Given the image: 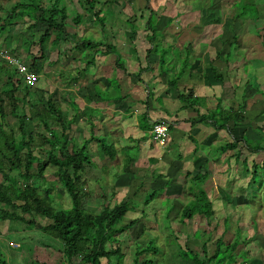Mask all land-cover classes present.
Wrapping results in <instances>:
<instances>
[{
	"label": "trees",
	"instance_id": "1",
	"mask_svg": "<svg viewBox=\"0 0 264 264\" xmlns=\"http://www.w3.org/2000/svg\"><path fill=\"white\" fill-rule=\"evenodd\" d=\"M15 1L9 12L13 13L14 17L21 18L24 15V11L31 10L33 12L32 23L28 25V29L30 32L38 30L39 33L35 40L34 38L24 40L22 44L24 50H26L25 59H28V63H25V65L30 71L39 73L40 67L44 64L43 45L45 42H48L53 47L67 42L69 44L68 53L71 51H75L78 54L86 52L83 58V65L80 70L75 71L73 76L64 74V77H61V74L59 75V78H64L61 85L65 87L72 86L78 81L83 80L87 69L93 67V62L99 57L113 54L116 61L119 58V54L116 53L114 47L110 44L83 40L84 37L81 36L79 38L80 35H76L74 31L69 36V33L65 30V26L69 25L77 28L81 15L76 14L68 21L66 9L59 7L58 0H51L48 6H37L34 4L42 2V0ZM145 1L147 2L144 4V9L148 10L151 14L148 0ZM77 3L82 12L85 11L92 16L93 20L97 23L96 25L100 27V32H108L110 37L111 35L113 36L111 37L113 39L120 29L123 30V26H127V33L133 38L136 31L132 15L123 18L124 20L121 22L123 28L118 24L117 33L114 34L104 30L106 24L108 28H112L114 20L111 19V23H106L103 18L104 16H100L98 11L93 10L94 5L98 4L96 0H77ZM107 3L117 5L118 2L115 0L104 1V5ZM148 23L149 18L145 21V28L149 35L145 36L144 41L150 46L158 35L156 30L149 26ZM3 30H5V25L1 24L0 19V33ZM21 43L19 42L18 44V48L20 49ZM150 51L149 48L144 50V59L150 54ZM166 53V50L158 53L157 65L160 69L169 65L164 58ZM9 54L16 57L14 54ZM219 56L220 52H215L207 60V66L209 67V78L220 86V84L224 83L223 78L211 66V63L215 59H218ZM133 59L135 61L137 59L135 58L134 51ZM187 66V60H184L179 73L171 75L165 83L166 87L173 94L174 100L181 105L183 104L179 109L184 106L190 108L198 106L200 100L193 96L190 88L177 87L176 81L180 77L182 70L187 68ZM114 67L117 71L121 72V76L123 75L121 80L119 79L120 77L116 80H108V76L104 75L101 78L108 85V92L111 90V95L113 96L115 93H121L120 83L124 82L126 78L131 77L136 83H140L141 79L139 75L143 71H146L139 67L137 73L128 74L123 64L117 63ZM111 68L107 67L109 71H111ZM31 89H34L33 93L40 92L44 95L43 100L40 99L36 105H30L27 102L26 96L30 93V90L27 86L23 85L21 78L15 71L9 68L4 61L0 60V222L17 221L26 226L25 228H34L51 239L58 241L61 246L59 252L63 259L65 258L64 264H109V258L114 254L119 259L123 258L119 247L116 245V238L122 237L137 222L135 219H131L126 224L119 225V221L127 212L130 211L134 214L137 212L132 199L126 198L127 191L118 204L109 206L108 203H103L95 213L88 212L83 207L84 199L86 200L87 198L85 187L87 180L90 181L86 178L89 174H86V168L92 169L94 166L90 161L88 152H86L87 145L90 142L97 144L102 155H106L111 162L113 158L111 144L102 138H94L91 131L89 132V138L84 139L81 131L76 130L77 122L83 117V111L75 107L73 99H65L67 106L73 111L71 114H66L57 106V100L53 97V90L46 92L44 90H35V88ZM80 89L83 88L81 87ZM231 91L232 97L236 102L234 108L228 107L224 109L220 104V97H218L215 99L213 109L206 111L202 115L196 112V119L186 120V122L189 125H210L214 131H222L227 134L228 139L220 142L217 146L218 155L224 154L227 151L231 152L223 161L222 167L224 169L221 171V174L224 175L227 172L229 168L228 159L231 157L240 168L238 172H235L238 173L236 175H239V172L240 174L243 172V175H248L246 187H249L250 185H254V178H257L259 172H262L264 175V156L259 164H251L249 168L246 165L245 157L253 153L264 152V145L258 142H254L256 143L254 146L250 145L249 143L253 142H248L243 137L246 130V126L241 125L242 121L246 118L242 115L244 112L242 108L244 90L239 88L237 91L236 87L232 86ZM128 94L130 95V93ZM128 94L124 93L120 97V100L124 97L129 98ZM254 95L262 97L263 94L260 91H254ZM148 97L149 93L145 94L144 100L138 101L145 108H147ZM253 104H256V100ZM24 106H27L29 112L23 111ZM128 108L125 107L123 109ZM253 112H258V110ZM7 118L14 120L15 131L10 126L7 127L5 123ZM141 118L145 119V114H141L138 117V119ZM26 120L33 122L36 127L40 128V131H28L24 122ZM151 125L152 123H146L144 127L149 131ZM255 127L259 131L262 129L260 123L255 125ZM17 134L19 136V147L14 143L15 135ZM239 143L241 146L238 148L237 145ZM242 151L246 153L243 157H241ZM46 167L53 169L50 176L59 184L60 190L68 197V209L53 207V202L49 200V184L44 188L36 184V180L43 177V171ZM12 173H15L16 178L19 179L18 181L11 176ZM184 176L188 179V189L186 191L187 193L189 192L191 198L180 207L178 214L180 222L189 221L195 217L211 219L214 215L212 202L206 190L203 189V184L208 174L206 172H197L193 175L184 173ZM153 177L159 179L162 176L157 175ZM168 182L166 181L161 186L157 185L158 187L154 188H151L152 184L150 183V185L148 184L149 186H146V190L141 193L142 208L137 213L140 214L142 220L145 219L146 209L148 208L151 212L150 217L157 215L153 214L156 211L153 205L156 204L158 195L162 194L166 187H169ZM138 188H140V185ZM135 195L136 193L132 194V196ZM166 210L169 212L170 207H167ZM43 220L46 223L41 224L40 222ZM221 222L225 223L226 220L223 219ZM141 224V229L146 231L143 222ZM220 225L222 227V224ZM200 233L205 235L203 232ZM211 235L207 232V239L202 241L199 254L190 251L186 246H182L181 250L177 245L176 256L180 260L188 261L191 264H222L224 262L222 253L227 251L226 258H230L231 253L236 248V244L223 242L222 235L215 237H211ZM173 239L177 240L176 235H173ZM208 242L213 244L214 249L212 253L207 250L206 244ZM110 244H114L115 246L112 249H108L107 246ZM156 248L153 245V241L147 242L145 247L134 251L132 264H153L152 259L140 260V257L146 253H149L152 257L156 256ZM220 254L221 258L218 259ZM101 259L104 260V263L100 261ZM233 261L234 259L231 262ZM1 264L5 263L1 262ZM30 264L44 263L33 261Z\"/></svg>",
	"mask_w": 264,
	"mask_h": 264
},
{
	"label": "crops",
	"instance_id": "2",
	"mask_svg": "<svg viewBox=\"0 0 264 264\" xmlns=\"http://www.w3.org/2000/svg\"><path fill=\"white\" fill-rule=\"evenodd\" d=\"M148 5L151 14L147 10L148 14L146 15V20L149 18V26L154 28L158 35L152 45L148 46L144 41L147 37V32L145 30L142 32V39L138 36L139 34L137 33L140 32V28L135 21L133 25L137 27V29L133 38L129 36L127 30H124L121 26L123 30L120 29L119 34L113 39L119 43L120 47L115 49V47L110 44L114 47L116 53H118L121 48L123 49L119 54L124 57L128 64H123L128 74L137 73L139 67L146 70L141 73V75L143 74L146 78H140V83H142V80L144 81L143 84L146 88L143 89L144 93L146 95L149 93L147 108L138 102L144 100V98H142L143 94L141 95L138 93L136 87L137 83L134 79L131 80V77L128 79L126 78L124 82L120 83V89H122L124 85L133 89L135 93L133 99V94H128L131 91L126 92L129 98L124 97L122 100H120V97L124 95L123 90H121V93H115L114 96L111 95V90L108 92V85L105 84L100 75L94 77H92V75L85 76L89 78L92 77L89 82L91 85V93H85L86 89L84 86L76 85L79 83L84 85L85 82L78 81L74 85L69 86L70 89L73 87L72 89H76V91L81 87L83 88L80 89L81 95L83 96L81 98H83V100L79 110L83 111V120H85V116L88 115L91 121V123L87 124V137L84 139H88L89 132L93 130V132L96 131V135H103L106 137L107 139H105L112 146L113 158L110 162L106 155H102L97 144L90 142L88 146L92 154L90 155V157L92 156L90 161L92 165H95L93 166L94 168L100 166L101 169L103 168L104 161L114 163V165L120 164L121 171H128L131 168L135 170V164L137 162L140 164L141 162L145 163L143 168H149L154 164L153 170L166 169L167 171L169 167H175V169H179L178 172L180 174L184 171V173H190L191 175L197 173L196 169H198V172H206L208 177H211L208 168L212 170L215 168V170L218 171L219 168H217L218 165L215 164L216 161L220 159L222 167L224 159L228 156H226V152L218 155V143L211 145V137L215 136V134L210 125H189L186 120L196 119V112L202 115L205 114L206 111L213 109L215 106V99L218 97H220V104L224 109L228 107L234 108L235 105L231 104L236 103L235 99L232 97V86L236 87L237 91L239 88L244 90L242 97L243 107H246V104L250 105L251 98L252 103L250 106H253L252 104L255 101L254 97L256 96L254 95V91H260L263 95L262 97L256 96V103H259V106L264 111V0H148ZM236 6L240 9V13L231 12ZM247 6L251 7L253 12L245 17L242 15V11ZM142 20V18H139L140 22ZM145 21H142L144 26ZM127 41H131L130 46L127 45ZM123 44H125L124 48L122 47ZM233 45L234 47L232 48L231 46ZM147 48L151 51L144 59V50ZM162 50L167 51L164 58L169 65L160 69L157 65V57L158 53ZM133 51L135 53V58H137L136 61L133 59ZM215 52H220V56L211 63V66H213L217 73L223 78L224 83L220 84V86L209 78V67L207 66V60L212 57ZM84 56V53H82L76 57L75 60L78 61L79 59H83ZM109 56L111 57L108 58ZM113 57V54H108L106 57H99L93 62V67H91V69L98 70V68L104 65L109 67ZM105 58H107V61H105ZM184 60H187L188 66L180 73V77L176 81L177 87H185V89L190 88L193 96L200 100L198 106L191 108L184 106L179 109L183 104L181 105L174 100L173 94L166 87L165 83L171 75L179 73ZM82 65L78 66L77 63L76 67L79 68ZM78 68H75V70H80V68ZM230 73H232V75ZM83 80L85 81L86 79L83 78ZM103 88H105V90L101 92ZM94 90L96 93L92 92ZM104 93L107 96H105ZM224 101L230 103V106H224ZM125 107L129 108L123 109ZM76 108H78V106H76ZM262 110H260L259 113L262 112ZM94 114L101 116L98 117V121L100 122H97V119L93 117ZM141 114H145L146 118L138 119ZM242 115L243 117L245 116L244 112ZM112 116L117 117L118 120L112 119ZM159 119L167 120L169 124L167 142L162 147L150 141L148 129L146 130L144 127L146 123L151 124ZM244 120L246 121V118ZM244 120L242 122H244ZM241 125H244V123H241ZM170 129L172 134L169 132ZM216 132L219 133L217 136L223 137V135L220 134L223 133L222 131ZM93 136L95 138V134ZM173 138H177V146L180 148V152L175 155V158L166 150L173 142ZM117 144L119 146L118 151L114 150ZM90 169L91 168H86V170H89V172L86 171V173H89L88 175H91L94 179L93 181L87 180L89 189H92L90 192H87L89 194L88 197H95L101 200V194L95 190L96 186L99 187L101 185H97L100 179L99 175L97 177L96 174H94V176L91 174L94 173L93 170ZM104 169L106 168L104 167ZM96 172L98 173V170ZM167 180L170 181L169 179ZM184 180L188 179L184 178ZM122 181L123 180L117 177L116 173L110 185L113 187V191L110 193L111 195L116 196L119 194L118 196L121 198V193H125L127 189L130 191L131 185L135 184L134 182L136 179L134 178L132 182L130 181L129 185ZM177 188L179 189L180 185ZM167 190L168 187L163 190L166 196L168 195ZM181 193H184L185 202L189 200L188 197L191 198L189 194H185L186 192L184 189ZM160 195H158L156 201H160L161 204H163L165 199L164 197L160 199ZM177 196H179V192L177 195H169V197L173 199ZM101 203L102 201L99 204L100 206ZM161 207L163 206L160 205L161 211L163 209L164 215H166L168 213L166 208L170 206ZM161 215L162 214H157L155 217L147 216L145 218L156 221ZM214 217H217V214H214L211 218ZM195 221L199 222L198 220ZM259 221L260 225H262L261 220ZM192 223L193 219L180 222L178 218V224H182L181 226L184 228L180 229L183 230L184 238L185 234H189L190 229H188V227H190L189 225ZM217 223L216 221L214 222L212 230H215ZM154 224L156 225L155 228H146V230L148 232H158V225L156 223ZM245 224L248 226V230H250L251 228L249 226L252 223H250V225L248 223ZM235 230L238 231L239 229L236 228ZM199 231H202V228L200 230L193 229L191 233H197ZM222 232L223 229H221L220 235ZM261 236L262 234L258 235V237ZM251 237H254V235ZM196 243L197 245L195 244L192 249H189L199 254L202 242L196 240ZM206 246L207 250L212 253L214 249L213 244L208 242ZM257 250H259V248ZM239 251L242 256L246 258L245 262L240 261L238 257ZM253 251L255 250H252V245H246L245 247L244 245L238 246L232 253L234 261L231 264H264V252L257 255V253ZM59 254L61 255L60 252ZM176 264L191 263L180 260V262Z\"/></svg>",
	"mask_w": 264,
	"mask_h": 264
},
{
	"label": "rangeland",
	"instance_id": "3",
	"mask_svg": "<svg viewBox=\"0 0 264 264\" xmlns=\"http://www.w3.org/2000/svg\"><path fill=\"white\" fill-rule=\"evenodd\" d=\"M81 1V0H78ZM98 4L94 5L95 11L99 12L100 16H104L106 23H111V19L114 20L112 24V28H108V25L104 27V30L110 31L114 34L117 33L118 24L121 26L123 18H126L130 15L134 17V21L139 25L140 32L138 36L143 38V30H145L148 34V31L146 30L145 26L143 25L142 21L146 20V15L148 14L147 11L144 9L145 0H115L117 5L113 4H106L104 5V1L106 0H96ZM15 0H0V19L1 24L5 25V30H3L0 33V51L3 49L6 50L8 53L14 54L19 57L20 62L28 63V59H25V53L26 50H24L23 47V41L29 40L31 38H34V40L38 36V30H32L31 32L28 29V25H30L31 18L33 16V12L31 10L24 11V15L21 18L14 17L12 15L13 13H10V9L15 3ZM51 0H42V2L34 3L35 5H41V6H48L50 5ZM59 7H64L66 9V17L67 20L71 19L76 14L81 15L80 22L75 28L74 26L66 25L65 30L68 35L70 36L72 32L74 31L76 35L83 36V40L93 41V42H100L101 44H111L115 47H120L119 43L113 40L111 35H109L108 32H100V27L96 25L97 23L93 20L92 16L90 14H87L85 11L82 12L80 6L77 3V0H58ZM231 12L233 13H240V9L238 6ZM243 16H249L250 13L253 11L251 10V7H245V9L242 11ZM139 18H142L143 20L140 22ZM125 30H128L127 26H123ZM38 28H40L38 26ZM77 29V30H76ZM134 29L136 31L137 27L134 26ZM37 32V34H36ZM32 33V35H30ZM119 34V33H118ZM116 34V35H118ZM146 34V35H147ZM73 38V37H72ZM141 41V40H140ZM139 41V42H140ZM19 42L21 43V49L18 48ZM70 43V41H69ZM123 44V48H124ZM127 45H131L130 42L127 41ZM232 48L234 47L231 46ZM69 44L67 42L60 43L57 45V47L50 46L48 42H45L43 45V52L45 56L44 64L42 67H40L39 74L42 75L43 82L38 83L34 87H27L30 90V93L27 94V102L31 105H36L40 99L43 100L44 95L42 93H33L35 90H44L48 92H53V97L55 100H57V106L59 109L66 113L71 114L73 111L67 106V102L65 99H73L74 105L78 106V109L81 108V102L83 100V97L81 95V90L76 91V89H70V87H65L62 84L63 79L59 78V75L61 74V77H64V74H69L70 76H73L75 73V68L77 63L78 66L82 65V62H84L83 59H79L76 61V57H78L80 54L86 52H82L80 54L71 51L68 53ZM133 48V47H132ZM120 49V48H118ZM134 49V48H133ZM122 48L119 50V52H122ZM118 52V54H119ZM106 57V56H104ZM109 56L108 58H110ZM81 58V57H80ZM1 60V59H0ZM26 61V62H25ZM105 61H107V58H105ZM110 62V61H109ZM119 64H127L124 57L119 54V58L117 61L113 57L111 60V64L109 66L112 67L111 71L107 69V66H101L96 69H87L85 76L92 75V77L96 75H100V77L108 76L107 79L116 80L118 77L121 80L123 78V75L121 76V72L117 71L115 69V65ZM81 68V66L79 67ZM78 68V69H79ZM107 69V70H106ZM105 73V74H104ZM232 75V73H230ZM104 75V76H103ZM92 77H85V81L81 80L79 82H85L84 85L82 83L76 84L84 86L86 89V92L91 93V85L89 84ZM140 78H146L143 74L139 75ZM67 79V78H66ZM133 80V78L131 79ZM137 83L136 87L138 89L139 94H143L144 98V84ZM133 84V83H132ZM130 85V84H129ZM76 86V88H77ZM131 86V85H130ZM96 87V86H95ZM94 87V88H95ZM102 88V87H100ZM105 88L101 90L104 91ZM123 94L131 91L132 93V99L135 96V93L133 92V89H130L127 85L122 87ZM32 92V93H31ZM96 93V91H92ZM118 94V93H117ZM105 96H107L104 93ZM64 98V100H63ZM256 100V96L254 97ZM257 102V101H256ZM252 103V98L250 99V105ZM234 105L235 103H231ZM230 106V103H227L224 101V106ZM246 104V107H242L244 110V115L246 116V121L244 120V125L246 126V130L244 131L243 137L249 142L252 141L253 143H249L250 145L256 144L254 142H258L259 144L264 145V111L259 106V103L252 104L253 106H250ZM75 106V107H76ZM250 106V107H249ZM24 112H27V106H24L23 108ZM255 110H258V112H253ZM262 110V112L259 113V111ZM135 111V110H134ZM29 112V111H28ZM98 121L97 115H93ZM69 118V117H68ZM112 119L118 120L117 117L112 116ZM86 120V121H85ZM85 120L82 118L77 122L76 130H80L83 138L87 137V124L91 123L88 115L85 116ZM90 121V122H89ZM167 121V120H165ZM26 123V129L28 131L37 132L40 131V128L36 127L33 122L30 121H24ZM248 122V123H246ZM7 127L10 126L14 131V120L11 118H7L6 122ZM261 124V130L259 131L255 125ZM6 130V129H5ZM92 134H95V138L104 139V141L107 139L103 135L99 136L96 135V131H91ZM172 132L171 129L169 131ZM215 136L211 137V145L219 144L220 142L225 141L226 138H228L226 133H220L223 135V137L217 136L216 131L213 132ZM172 134V133H171ZM176 136V135H174ZM106 138V139H105ZM19 136L18 134L15 135V145L17 147L20 146L18 142ZM177 138H173V142L169 145V147L166 148L168 153L175 158V155L180 152V148L177 146ZM107 141V140H106ZM151 141V140H150ZM108 142V141H107ZM167 142V140H166ZM165 142V144H166ZM164 144V145H165ZM207 144V143H206ZM163 145V146H164ZM89 145H87L86 152L89 153V156L92 155L91 151H89ZM241 144L239 143L237 147L239 148ZM118 144L117 147L114 148V150L118 151ZM162 147V146H159ZM226 156H229L231 154L230 151H227ZM246 153L243 151L241 152V157H243ZM214 155V154H213ZM118 156V155H117ZM216 156V155H215ZM214 156V157H215ZM264 156V152H258L253 153L250 155H247L245 157V162L247 167L249 168L251 164H259ZM92 157V156H91ZM90 157V158H91ZM120 158V156H119ZM214 159V158H212ZM136 163V162H135ZM217 168L219 170H212L209 169V173L211 174V177H207L203 189L206 190L208 197L210 201L212 202V210L214 214H217V217L211 218V219H205V218H193V223L190 224L188 229H190L189 234H185L183 230H180L183 228V226L178 224V214L179 210L182 204H184V193H181L182 190H185V194L187 193V180H184V171L181 172V174L178 172L179 169H175V167H169V170H153L154 164L151 165L149 168H143L145 163L139 164L137 162L135 164V170L134 168L129 169L128 171H121L120 164L114 165V163H110L107 161H104L103 168L101 169L100 166H96V168L92 167V170L98 177L99 180L97 182V185L101 184L99 187L96 186L95 190L99 194H101L102 198L101 200L99 198H90L88 197V193L92 189H89L88 184L85 187L87 197L88 199H84L83 207L86 211L95 213L100 209V202L102 201L101 205L104 203H108L109 206H114L120 202V199L124 196L126 193H121V198L117 194L116 196L111 195L113 191V187L110 186L115 178V175L117 173V177L120 178V180H123L122 182H125L129 185V182L133 181L135 178L136 181L134 182V185H131L132 188L130 191L127 189V199L131 198L136 206V211L141 210V201H142V192L146 190V186L150 183L152 184L151 188L161 186L164 182L170 181L169 187H168V195L166 196L165 193H162L159 198L162 199L164 197L165 201L163 204L161 202H156L155 205H153L156 208V211L153 212V214H162L157 220L153 219H141V216L139 213H131L130 211L127 212L123 218L119 221V225L126 224L128 220L135 219L137 222L134 224L132 228L128 230V232H125V234L122 237H117L116 239V245L119 247L121 254L123 255V258L119 259V257L114 254L109 258V264H132V258L133 253L135 250H138L142 247H145L147 242L153 241L154 247H157V253L156 256L152 257L149 253L143 254L140 257V260L143 259H152L153 264L156 263H166V264H176L180 262V259L176 256V249L177 245L182 250V246H186L188 249L193 246H195L196 240L203 241L207 239V232L211 235V237L215 236H221L222 235V241L223 242H231L233 244H236V248L238 246L246 245H252V250H255L253 252L260 254L261 252H264V175L262 172H259L257 175V178H254V185L247 186V180L248 175H243L244 173L239 172V175H236L238 173V170L240 169L233 159L229 158V168L227 172L222 175L221 171L223 170L219 164L220 159L216 161L215 163ZM95 166V165H94ZM107 166V167H106ZM109 166V167H108ZM220 166V167H219ZM104 167L106 169H104ZM98 170V173L96 171ZM183 170V169H182ZM89 172V170H86ZM198 172L199 170L196 169ZM53 172V169L50 167H46L43 171V177L41 179L36 180V184L39 185L41 188L48 185L50 187L49 192V200L53 202V207L58 208L61 207L63 209L69 208V199L64 194L59 187V184L50 176V174ZM100 173V174H99ZM87 174V173H86ZM180 174V175H179ZM162 176L159 179L154 178L153 176ZM227 175L226 179L225 176ZM11 176L18 181L19 179L16 178L15 173H12ZM95 176V175H94ZM90 181H93L94 178H92L91 175H88L86 177ZM1 181V179H0ZM154 183V185H153ZM156 184V185H155ZM175 184V185H174ZM184 184V185H182ZM140 185V188L138 186ZM148 185V186H149ZM158 185V186H157ZM180 185V188L177 187ZM112 187V189H111ZM141 189V190H140ZM149 190V189H148ZM150 191V190H149ZM179 192V196L176 198L169 197V195H177ZM135 196H132V194H135ZM126 199V200H127ZM190 199V197H188ZM86 201V202H85ZM125 201V200H122ZM160 205L170 206V211L164 215L163 209L161 211ZM161 207V208H163ZM147 208V207H146ZM158 209V210H157ZM145 210V209H144ZM148 211V212H147ZM146 214L150 216L151 212L149 211V208L146 209ZM145 214V217L148 215ZM216 218V219H215ZM225 219L226 222L222 223L221 221ZM195 220H198L199 222H196ZM262 222V225H260V221ZM140 221L143 222V226L146 228H155L156 223L158 225V232H148L147 230L144 231L141 229ZM218 222L216 225L215 230H212L214 222ZM41 224L46 223V221H41ZM252 223L249 227L251 228L248 230V226L245 224ZM222 224V227L221 225ZM22 223L17 221H3L0 222V264L1 262H4L5 264H30L33 261L41 262L44 264H64L65 258L61 257L59 254V248L61 247L59 242L56 240L51 239L47 235L42 234L38 230L34 228H25ZM215 227V226H214ZM144 228V227H142ZM202 231H199L197 233H191L193 229H201ZM239 229L238 233L235 229ZM184 229V228H183ZM223 229V232L220 235V231ZM248 230V231H247ZM162 231V232H160ZM165 231V232H163ZM262 234L261 237H258L259 232ZM203 232L205 235H202ZM206 232V233H205ZM176 235L177 240L175 241L173 239V235ZM192 237H191V235ZM254 235V237H251ZM13 242L15 244H18L19 248L18 250H13L9 247L8 243ZM115 245L110 244L108 245V249H112ZM259 248V250H257ZM262 248V249H260ZM189 249V250H191ZM164 251V253H163ZM176 251V252H175ZM228 252L225 251L222 253V257L224 258V264H231L232 259H234L233 254L231 253L230 258H226ZM238 257L240 261L246 260L241 254V252H238ZM221 258V254L218 256V259ZM244 258V259H243ZM102 263H104V260H100ZM176 261V262H174Z\"/></svg>",
	"mask_w": 264,
	"mask_h": 264
},
{
	"label": "built area",
	"instance_id": "4",
	"mask_svg": "<svg viewBox=\"0 0 264 264\" xmlns=\"http://www.w3.org/2000/svg\"><path fill=\"white\" fill-rule=\"evenodd\" d=\"M2 59L15 68L16 73L21 77L22 82L27 87H34L36 84L43 82L41 74H35L29 71L18 59L9 56L5 51L1 54ZM169 124L167 121L159 119L152 123L148 136L152 143L157 146H163L167 140ZM13 250H18V244L13 242L8 243Z\"/></svg>",
	"mask_w": 264,
	"mask_h": 264
},
{
	"label": "clouds",
	"instance_id": "5",
	"mask_svg": "<svg viewBox=\"0 0 264 264\" xmlns=\"http://www.w3.org/2000/svg\"><path fill=\"white\" fill-rule=\"evenodd\" d=\"M3 51H5L9 56H11L6 50H2V51H0V59L2 60V61H4L3 59H2V57H1V54H2V52ZM11 57H13V58H16V59H19V57L18 56H16V57H14V56H11ZM20 62V61H19ZM4 63H6L5 61H4ZM25 67H27L26 65H25V63L24 62H21ZM7 64V66L9 67V68H11V69H13L14 71H15V68L13 67V66H11L10 64H8V63H6ZM28 69V68H27ZM29 70V69H28ZM30 71V70H29ZM15 73H16V71H15ZM34 73V72H33ZM17 74V73H16ZM35 74H39V73H35ZM18 75V74H17ZM19 76V75H18ZM20 77V76H19ZM21 78V77H20ZM22 80V79H21ZM23 83V82H22ZM24 85V84H23ZM37 85V84H36Z\"/></svg>",
	"mask_w": 264,
	"mask_h": 264
}]
</instances>
